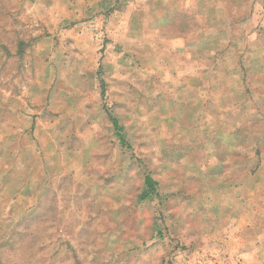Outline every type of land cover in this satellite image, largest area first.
<instances>
[{
  "label": "rangeland",
  "instance_id": "1",
  "mask_svg": "<svg viewBox=\"0 0 264 264\" xmlns=\"http://www.w3.org/2000/svg\"><path fill=\"white\" fill-rule=\"evenodd\" d=\"M0 264H264V0H0Z\"/></svg>",
  "mask_w": 264,
  "mask_h": 264
},
{
  "label": "trees",
  "instance_id": "2",
  "mask_svg": "<svg viewBox=\"0 0 264 264\" xmlns=\"http://www.w3.org/2000/svg\"><path fill=\"white\" fill-rule=\"evenodd\" d=\"M113 124L116 128L117 125H116V121H114V119H113ZM120 140H121L122 145H124L125 144L124 139L122 137H120ZM145 184H146V187L148 188V190L150 192H154L156 183L149 176L145 177Z\"/></svg>",
  "mask_w": 264,
  "mask_h": 264
}]
</instances>
